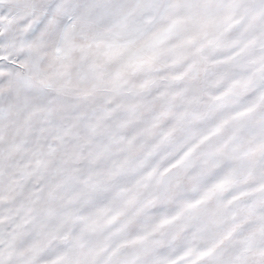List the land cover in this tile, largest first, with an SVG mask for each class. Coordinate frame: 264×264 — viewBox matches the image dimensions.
Listing matches in <instances>:
<instances>
[{"label": "snow or ice", "instance_id": "obj_1", "mask_svg": "<svg viewBox=\"0 0 264 264\" xmlns=\"http://www.w3.org/2000/svg\"><path fill=\"white\" fill-rule=\"evenodd\" d=\"M0 264H264V0H0Z\"/></svg>", "mask_w": 264, "mask_h": 264}]
</instances>
